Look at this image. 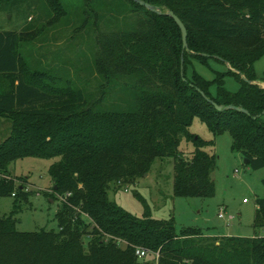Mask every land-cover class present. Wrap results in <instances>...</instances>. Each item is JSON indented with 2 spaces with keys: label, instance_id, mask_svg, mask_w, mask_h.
Listing matches in <instances>:
<instances>
[{
  "label": "trees",
  "instance_id": "1",
  "mask_svg": "<svg viewBox=\"0 0 264 264\" xmlns=\"http://www.w3.org/2000/svg\"><path fill=\"white\" fill-rule=\"evenodd\" d=\"M35 1L0 0V12H19ZM45 1L54 12L48 24L67 14L62 0ZM126 1L135 27L99 31L91 70L102 77L103 94L113 84L132 87L128 109L103 108V95L87 97L52 70L32 68L21 49L41 28L0 30V116L11 121L0 142V197H14L12 211L0 214V264H264V235H208L194 226L178 232L175 217H154L142 195L143 216L109 197L113 187L135 182L165 158L174 159L175 196L213 197L217 156L205 148L226 132L251 168H264V87L255 83V63L264 56V0H143L182 20L185 51L172 17ZM210 58L229 64L228 70L215 71L212 80L195 68L189 73L193 59L208 66ZM227 76L239 82L237 92L227 89ZM195 118L213 139L190 130ZM183 139L194 146L190 158L180 151ZM25 157H59L49 168L53 193L63 201L58 230L17 228L30 193L10 165ZM254 227L264 229V197L257 199ZM138 246L150 258L140 259Z\"/></svg>",
  "mask_w": 264,
  "mask_h": 264
},
{
  "label": "rangeland",
  "instance_id": "2",
  "mask_svg": "<svg viewBox=\"0 0 264 264\" xmlns=\"http://www.w3.org/2000/svg\"><path fill=\"white\" fill-rule=\"evenodd\" d=\"M62 0L67 14L56 23L48 24L54 12L45 0L24 4L19 12H0V30H24L38 27L42 32L35 41L26 42L22 53L29 65L38 70H52L61 83L71 81L84 90L87 97L103 95L102 107L128 109L134 104L132 87L123 83L113 84L102 91L103 79L93 73L99 31L130 29L136 25L135 13H130L126 0ZM31 16V18H29ZM195 68L207 79L215 78V71H227L225 62L210 58L209 65L192 60L189 73ZM259 79L255 83L264 86V56L255 63ZM227 89L233 93L240 84L233 76L225 78ZM216 92V85L212 87ZM11 121L0 116V142L10 133ZM190 130L204 139H213V133L199 118H195ZM232 136L226 132L216 138L214 146L205 149L217 156V167L212 173L216 193L213 197H182L173 193L174 159H157L152 169L133 183H126L109 191L111 200L137 216H143L145 204L137 197L142 195L156 218L175 217L177 231L184 227H201L208 235L252 237L264 235L263 228H255L257 199L264 197V168L253 169L245 162L242 153L232 149ZM194 146L182 140L180 151L190 158ZM59 157H25L10 165L12 176L21 177L24 189L30 193L16 215L20 231L58 230L57 213L62 207V197L53 193L50 166ZM20 184V183H19ZM13 196L0 197V214L13 209ZM224 208V217L219 213ZM88 238H85V244ZM122 245H125L122 243ZM150 258V256H149Z\"/></svg>",
  "mask_w": 264,
  "mask_h": 264
},
{
  "label": "water",
  "instance_id": "3",
  "mask_svg": "<svg viewBox=\"0 0 264 264\" xmlns=\"http://www.w3.org/2000/svg\"><path fill=\"white\" fill-rule=\"evenodd\" d=\"M135 2L145 6L146 8H148L149 10L153 11V12H156L158 14H167L169 15L170 17H172L175 22L179 25L180 29H181V32H182V38H183V51L185 50H188V41H187V28L185 26V24L182 22V20L172 11V10H168L167 12H164L160 7L158 6H154L152 4H149L143 0H134ZM183 62H184V57L182 56L181 58V69H182V74H183ZM229 66V64H228ZM213 104L215 105L216 109L217 110H223L224 107L217 104L216 102L212 101ZM227 108H235L237 109L238 111H241V112H245V113H248V111L242 107H234L232 105L230 106H227ZM264 113V111H263ZM245 162L248 163V159H245ZM56 188V186H55Z\"/></svg>",
  "mask_w": 264,
  "mask_h": 264
},
{
  "label": "built area",
  "instance_id": "4",
  "mask_svg": "<svg viewBox=\"0 0 264 264\" xmlns=\"http://www.w3.org/2000/svg\"><path fill=\"white\" fill-rule=\"evenodd\" d=\"M224 208L221 209L219 216L224 217ZM135 254L140 258V259H146L150 256V251L147 248L144 247H136L135 249ZM159 254L156 253L155 257L158 258Z\"/></svg>",
  "mask_w": 264,
  "mask_h": 264
},
{
  "label": "crops",
  "instance_id": "5",
  "mask_svg": "<svg viewBox=\"0 0 264 264\" xmlns=\"http://www.w3.org/2000/svg\"><path fill=\"white\" fill-rule=\"evenodd\" d=\"M264 87V86H263Z\"/></svg>",
  "mask_w": 264,
  "mask_h": 264
}]
</instances>
